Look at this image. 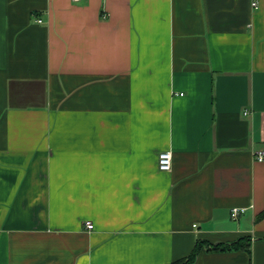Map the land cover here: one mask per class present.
<instances>
[{"label":"crops","instance_id":"obj_1","mask_svg":"<svg viewBox=\"0 0 264 264\" xmlns=\"http://www.w3.org/2000/svg\"><path fill=\"white\" fill-rule=\"evenodd\" d=\"M260 150L264 0H0V264H264Z\"/></svg>","mask_w":264,"mask_h":264},{"label":"trees","instance_id":"obj_2","mask_svg":"<svg viewBox=\"0 0 264 264\" xmlns=\"http://www.w3.org/2000/svg\"><path fill=\"white\" fill-rule=\"evenodd\" d=\"M263 214L264 212L260 216H262ZM248 242L249 239L244 237L231 245L217 244L214 246H209L204 243L203 244L197 243V245L194 247V249L192 250V252L188 257L176 262L175 264H194L202 246H205L208 251H215V252H224V251H232V250L237 251V250H243L245 248L248 253L249 252ZM244 245L246 246L244 247Z\"/></svg>","mask_w":264,"mask_h":264},{"label":"built area","instance_id":"obj_3","mask_svg":"<svg viewBox=\"0 0 264 264\" xmlns=\"http://www.w3.org/2000/svg\"><path fill=\"white\" fill-rule=\"evenodd\" d=\"M71 1L75 3V2H78L79 0H71ZM251 6L255 10L258 7L257 3H255V2L252 3ZM39 23H40V21H39ZM254 158L257 162H263L264 161V151L260 150V151L255 152ZM157 167H158V170L160 172H163V173L171 172V169H172V154H171V152H169V151L162 152L158 155ZM241 212L242 211H240L239 209H233L231 211V219H233V220L236 219ZM85 226H86V229L88 231L93 229V225L89 222H87L85 224Z\"/></svg>","mask_w":264,"mask_h":264}]
</instances>
